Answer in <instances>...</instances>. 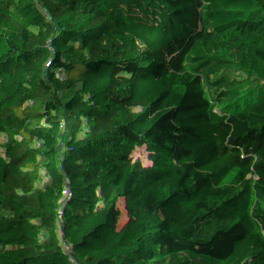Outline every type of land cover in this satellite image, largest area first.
Segmentation results:
<instances>
[{
    "label": "trees",
    "instance_id": "obj_1",
    "mask_svg": "<svg viewBox=\"0 0 264 264\" xmlns=\"http://www.w3.org/2000/svg\"><path fill=\"white\" fill-rule=\"evenodd\" d=\"M89 2L0 0V264H264V0Z\"/></svg>",
    "mask_w": 264,
    "mask_h": 264
},
{
    "label": "rangeland",
    "instance_id": "obj_2",
    "mask_svg": "<svg viewBox=\"0 0 264 264\" xmlns=\"http://www.w3.org/2000/svg\"><path fill=\"white\" fill-rule=\"evenodd\" d=\"M118 0H90L89 7L92 10H96L97 15L103 14L106 10L113 8L117 4ZM181 56V52L178 49L173 50V57L179 58Z\"/></svg>",
    "mask_w": 264,
    "mask_h": 264
},
{
    "label": "built area",
    "instance_id": "obj_3",
    "mask_svg": "<svg viewBox=\"0 0 264 264\" xmlns=\"http://www.w3.org/2000/svg\"><path fill=\"white\" fill-rule=\"evenodd\" d=\"M20 204V203H19Z\"/></svg>",
    "mask_w": 264,
    "mask_h": 264
}]
</instances>
